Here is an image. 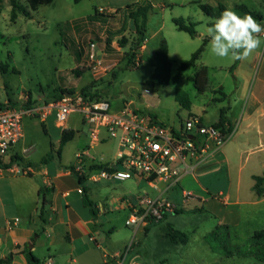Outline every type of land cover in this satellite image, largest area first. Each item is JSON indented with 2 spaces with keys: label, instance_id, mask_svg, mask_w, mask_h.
<instances>
[{
  "label": "rangeland",
  "instance_id": "obj_1",
  "mask_svg": "<svg viewBox=\"0 0 264 264\" xmlns=\"http://www.w3.org/2000/svg\"><path fill=\"white\" fill-rule=\"evenodd\" d=\"M17 1L25 8L28 6L27 0ZM129 1L113 0L120 4ZM92 3L84 1L77 4L74 0H54L52 4L41 6L37 11L29 9L32 18L18 11L17 19L13 20L10 0H0V103H11L14 107H20L31 97L34 104L44 105L58 100L64 92L88 88L94 96L108 100L115 109L123 101H132L138 110L157 115L168 127L178 129L193 116L203 119L210 126L220 119L221 111L227 109L230 102L240 103L247 97L257 69L264 62V49L257 50L259 53L255 51L248 60L243 61L242 67L235 74L240 61L213 55L209 43L196 66L189 68L180 82H171L164 87L150 86L148 80L155 70L153 52L162 40H166L169 45L173 76L177 74L180 65L190 60L201 48L205 39L201 34L205 33L206 27L214 18L206 15L200 4L212 6L216 13L219 5L223 4L240 15L244 13L237 9V5L245 4L264 15V0L145 1L143 4H151L152 10L148 16L145 38L138 50L136 45L139 36L136 32L129 31L133 21L125 8L119 9L117 13L108 11L109 8L103 4L102 11L99 8L97 13ZM174 18H184L196 23L199 36L192 38L179 31L173 23ZM109 38L113 40V51L106 47ZM123 39L128 41L125 48H121L120 44ZM91 43L98 45V51H104L101 54L103 68L98 72L94 71L89 59ZM144 45L148 49L143 52ZM126 53H130L131 57L134 55L133 62L138 61L139 65L129 64L128 60L121 61ZM202 67L209 70L208 89L204 94L197 91L194 83V76ZM75 71L82 75L78 77ZM146 89L151 93L145 94ZM180 91L190 99V109L177 101L176 95ZM221 91L227 98L221 100ZM81 119L79 114L71 116L68 127L77 134L63 148L59 159L58 137L61 130L56 126L55 115H51L46 122L37 117H25V137L16 147V151L21 153L23 148L29 147L32 150L25 155L26 158L19 156L18 161L13 163L22 168H27V162L39 167L43 158L51 153L54 160L61 162L66 168L72 164L75 165L73 167H82V170L75 171L87 178L83 183L87 191L86 199L93 205L102 203L105 209L97 228L99 234L96 235L102 246L98 250L99 259L103 260L105 253L108 261L119 255V264H264L254 257H227L220 250L215 251L209 241L219 226L227 225L230 230L219 231L215 247L221 242L230 247H247L253 234L264 229V203L258 207L243 208L238 224H220V217L206 208L202 209L199 202L191 201L189 205L181 208L182 192L189 191L184 180L162 195L181 209L167 215L165 220L149 222L138 233L136 227L127 226L126 220L130 217L132 208L123 204V200L128 199L132 205H137L144 197L155 199L168 184L159 182L157 188H154L147 181L139 183L135 178L94 182V175L90 171L95 167L86 158L95 160L105 169L106 164L116 162L118 144L114 139H107L91 149L90 127ZM237 140L236 137L233 138L225 150L231 155L235 169L243 166L242 189L251 194V180L247 175L264 174V163L257 164V153L233 148ZM84 151L89 155L82 161H77L76 154ZM101 157H104L102 162ZM101 168H98L97 174ZM14 176L6 174L0 178V191H7L5 205L8 208L13 195L5 184ZM31 178L38 184L42 183L39 175ZM202 183L215 193L218 188H228L230 176L223 166L218 174L210 175ZM32 185L31 182L30 186L25 185L30 191V204L34 198ZM196 194L193 195L197 196ZM112 227L115 228L114 231H110ZM171 228L181 231L186 237L173 234Z\"/></svg>",
  "mask_w": 264,
  "mask_h": 264
},
{
  "label": "crops",
  "instance_id": "obj_2",
  "mask_svg": "<svg viewBox=\"0 0 264 264\" xmlns=\"http://www.w3.org/2000/svg\"><path fill=\"white\" fill-rule=\"evenodd\" d=\"M84 1L93 2L92 5L95 11L99 8L100 10L103 9L101 6L104 4L109 8L108 11L117 12L128 5L143 4L149 0H130L127 3L125 2L126 4L116 3L113 0H105L104 2H101V0ZM253 11L263 16L261 22L264 24L262 12ZM128 29L136 32L134 22L133 26ZM262 39H264V35H262ZM159 46L153 52V59ZM147 49V45H144L143 52ZM262 49H264V46L258 51ZM102 52L104 51H99V53ZM153 64H155V59ZM242 64L243 61H240L235 69V74L242 67ZM225 98H227V95L222 96L221 100ZM124 104L125 101L118 108L113 107V111L119 112ZM130 104L137 108L134 102L131 101ZM225 110L228 120L225 127L228 129L231 138L221 149L211 151L206 155L202 163L197 165L194 170H186L182 180L188 185L187 189L192 194L197 193L193 201L199 202L202 209L206 208L208 211L215 213L217 217H220V224H238L242 218L243 208L247 206L258 207L264 203V197L259 198L254 190V176H264V174L247 175L248 179L251 180V194H248L247 191L242 189L243 166L235 169L231 155H228V150H225V148L236 137L238 140L236 143L234 142L236 145L233 144V148L237 147L240 151L241 149H248L251 153H257V164L264 163V62L257 69L247 97L243 98L240 103L230 102ZM156 117L158 116L156 115ZM218 122L219 120L212 125ZM56 126L58 127L57 123ZM68 130L72 129L68 127ZM62 133L61 130L58 137L59 144ZM97 144L91 140L90 148L92 149ZM15 153L21 155L22 151L20 153V151L15 150ZM86 160L92 162L95 167L90 171V174H96L99 164L92 159L86 158ZM100 161H104V157H101ZM73 166L75 165L72 164L66 168L61 162L55 160L46 164L41 162L39 167L27 162L26 167L32 169V173L29 175L9 172L0 173V178L5 177L6 174L15 175L10 181L7 180L5 184V187L11 189L13 195L9 208L5 205V201L8 199V196H6L7 191H0V260L11 257L13 264H30L27 255V252L30 251L41 264H48L49 262L51 264H119L117 260L119 255L111 261L105 259L108 257L105 253L103 254V260L98 258V250L102 249V246L98 243L96 235L99 234L97 228L100 216L105 214V209L102 203L96 204L94 205L96 212L94 214L92 207L85 204L87 191L80 184L78 176L71 170ZM223 166L226 167L230 176V184L228 188H218L217 192L212 193L202 182L206 181L210 175L218 174ZM37 175L42 177L41 184L34 182L31 178ZM135 179L139 183L146 181L139 178ZM30 182L33 184L34 196L31 204L29 200L30 191L25 188V185L26 187L30 186ZM41 188L49 190L45 197V203L44 196L40 194ZM79 189H83L84 193L81 194ZM168 191L165 187L160 195ZM181 204H183V201ZM183 206L185 204L181 208ZM136 228V233H138L143 227ZM114 229L112 227L110 231H114ZM33 237H36V241L33 245H30Z\"/></svg>",
  "mask_w": 264,
  "mask_h": 264
},
{
  "label": "built area",
  "instance_id": "obj_3",
  "mask_svg": "<svg viewBox=\"0 0 264 264\" xmlns=\"http://www.w3.org/2000/svg\"><path fill=\"white\" fill-rule=\"evenodd\" d=\"M97 48L96 43H91L89 59L95 72L103 68V52L99 53ZM136 65H139L138 61ZM150 93V90H145V94ZM28 102L29 99L20 107H14L10 103L0 107V173H32L31 168H22L12 161L17 155L16 147L25 137V117H37L46 122L54 114L58 127L65 131L68 130L67 124L71 116L81 115V121L90 127L93 143L114 139L118 144L116 162L106 164L105 169L101 168L98 174H94V182L139 178L146 180L154 188H157L159 182L168 184L167 190L181 182L186 170H194L206 155L221 149L231 138L226 127L208 126L199 117L188 118L185 124L176 129L168 127L154 114L138 110L130 103H125L119 112H114L112 104L108 100L94 98L91 89L86 93L65 92L58 100L44 105H29ZM31 150L32 147L23 148L19 156L25 158ZM88 155V152L78 154L77 161H82ZM75 170L80 171L82 167H75ZM79 192L83 194L84 190L79 189ZM194 199L191 192L183 191V205ZM123 204L132 208L126 225L138 228L151 221L160 222L166 215L181 209L162 195L155 199L144 197L137 205H132L125 199Z\"/></svg>",
  "mask_w": 264,
  "mask_h": 264
},
{
  "label": "trees",
  "instance_id": "obj_4",
  "mask_svg": "<svg viewBox=\"0 0 264 264\" xmlns=\"http://www.w3.org/2000/svg\"><path fill=\"white\" fill-rule=\"evenodd\" d=\"M53 1L54 0H27L28 6L25 8L24 6L20 5L17 0H10L11 6H12V19L13 20L17 19L18 11L23 13L28 18H32V14L30 10L37 11L41 6L50 5L53 3ZM74 1L75 3L79 4L83 2L84 0H74ZM200 8L206 15L212 18H216V16L220 15V13L223 10H225L227 7L223 4H220L218 8L219 9L218 13L214 11V8L212 6L207 5V4H200ZM237 9L241 10L244 14L245 13L251 14L257 20H260V21L263 20V16L260 13L251 10L246 5H239ZM151 10H152V5L149 3L148 4L135 3V4L128 5L127 7H125V11L128 13L129 18L134 22L135 27H136V33L139 36V42L136 45V50L141 48V42L145 38L146 25H147L148 16ZM96 12L99 13L98 10H96ZM118 12L119 11H117V13ZM173 23L175 24L176 28L179 31L187 33L190 37L196 38L199 36L198 31L196 30V27H197L196 23H193L192 21L186 20L184 18H174ZM127 42L128 41L126 39H123L122 41H120L121 48H125L127 45ZM208 44H209V40L205 38L203 40V44L201 48L196 53L193 54L190 60L183 62L178 68L177 74L173 76L172 75V61L169 55L170 54L169 45L166 40H162L158 50L154 54L155 70L152 76L150 77V79L148 80V84L153 87H164V86L169 85L171 82H180L183 79L186 71L189 68L196 66L198 60L200 59L201 55L205 51ZM112 46H113V40L112 38H109L106 41V47H108L110 51H113L114 49H112L113 48ZM122 60H128L129 64L136 66V63L133 62L134 55L131 57L130 53H126L125 56L122 57L121 61ZM75 74H77L78 77L82 75L79 71H75ZM115 78H117V75L115 76ZM194 83L199 93L204 94L207 91L208 84H209V70L207 67H202L200 70L197 71V73L194 76ZM87 91H88V88H84L82 90L83 93H86ZM223 96L225 97L226 95L223 93ZM94 98L100 99L98 95L94 96ZM176 99L185 108L187 109L191 108V101L184 92H181V91L178 92L176 95ZM33 103L34 101L30 97L28 104L31 105ZM2 106H5V104L0 103V107ZM226 115H227L226 110L223 109L221 111L219 122L215 124V126L225 127V124L228 123ZM75 135L76 133L73 130L63 131L62 137L60 140L59 150L57 153L59 158H61L63 148L69 142L74 140ZM18 158H19V155H15L12 161L16 162L18 161ZM52 160H54L53 154L48 153L47 156L43 158L42 163L46 164ZM97 168H101V167L98 166ZM71 170L78 176L80 184L83 185L86 178L82 175H79L75 171L74 167L71 168ZM254 180H255L254 190L256 191L258 197L259 198L264 197V176H254ZM48 192H49L48 189H43V188L40 189V194L44 196V199H43L44 203L46 201L45 197ZM85 204L88 206H91L93 213L94 214L96 213L94 205L89 199H86ZM166 218H167V215L165 216V219ZM222 229H225L228 231L230 230V227L227 225L219 226L213 232L212 236H210L209 238L210 244L212 245L215 251L220 250L222 254L227 257H233V256L254 257L258 261L264 262V229L259 230L253 234V236L250 238V241L247 247H241L239 245L230 247L229 245L224 244L223 242H221L218 247H215V242L218 241L219 231H221ZM146 231L147 232L149 231L147 227H146ZM170 231L175 235L186 237V235L182 233L181 231L175 230L173 228H171ZM35 241H36V237H33L30 245H33ZM27 255H28L30 264H41L40 261L36 259L30 251L27 252ZM0 264H13V259L11 257L2 259L0 260Z\"/></svg>",
  "mask_w": 264,
  "mask_h": 264
},
{
  "label": "clouds",
  "instance_id": "obj_5",
  "mask_svg": "<svg viewBox=\"0 0 264 264\" xmlns=\"http://www.w3.org/2000/svg\"><path fill=\"white\" fill-rule=\"evenodd\" d=\"M264 24L251 14H238L231 7L210 21L205 33L211 53L220 58L231 57L234 61H246L264 46Z\"/></svg>",
  "mask_w": 264,
  "mask_h": 264
}]
</instances>
